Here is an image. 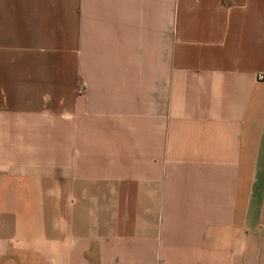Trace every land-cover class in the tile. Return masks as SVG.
<instances>
[{"label": "crops", "instance_id": "obj_1", "mask_svg": "<svg viewBox=\"0 0 264 264\" xmlns=\"http://www.w3.org/2000/svg\"><path fill=\"white\" fill-rule=\"evenodd\" d=\"M0 264H264V0H0Z\"/></svg>", "mask_w": 264, "mask_h": 264}, {"label": "built area", "instance_id": "obj_2", "mask_svg": "<svg viewBox=\"0 0 264 264\" xmlns=\"http://www.w3.org/2000/svg\"><path fill=\"white\" fill-rule=\"evenodd\" d=\"M257 77H258V79H260V80L263 79V76L258 75Z\"/></svg>", "mask_w": 264, "mask_h": 264}]
</instances>
